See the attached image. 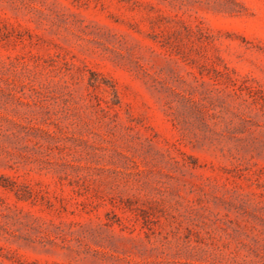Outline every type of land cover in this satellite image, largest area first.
<instances>
[{"label": "rangeland", "instance_id": "obj_1", "mask_svg": "<svg viewBox=\"0 0 264 264\" xmlns=\"http://www.w3.org/2000/svg\"><path fill=\"white\" fill-rule=\"evenodd\" d=\"M0 264H264V0H0Z\"/></svg>", "mask_w": 264, "mask_h": 264}]
</instances>
